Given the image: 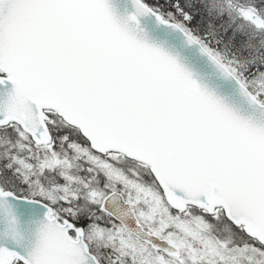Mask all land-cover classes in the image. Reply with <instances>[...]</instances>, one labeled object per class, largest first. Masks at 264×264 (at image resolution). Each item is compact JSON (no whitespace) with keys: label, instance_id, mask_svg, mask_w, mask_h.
Here are the masks:
<instances>
[{"label":"snow or ice","instance_id":"6c2138e0","mask_svg":"<svg viewBox=\"0 0 264 264\" xmlns=\"http://www.w3.org/2000/svg\"><path fill=\"white\" fill-rule=\"evenodd\" d=\"M0 264H264V0H0Z\"/></svg>","mask_w":264,"mask_h":264}]
</instances>
